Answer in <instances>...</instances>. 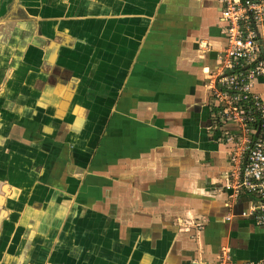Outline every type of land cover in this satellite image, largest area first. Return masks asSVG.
Listing matches in <instances>:
<instances>
[{"label":"crops","instance_id":"1","mask_svg":"<svg viewBox=\"0 0 264 264\" xmlns=\"http://www.w3.org/2000/svg\"><path fill=\"white\" fill-rule=\"evenodd\" d=\"M220 17L217 0H0V264L264 262L210 116Z\"/></svg>","mask_w":264,"mask_h":264},{"label":"built area","instance_id":"2","mask_svg":"<svg viewBox=\"0 0 264 264\" xmlns=\"http://www.w3.org/2000/svg\"><path fill=\"white\" fill-rule=\"evenodd\" d=\"M217 3L225 45L205 77L217 140L229 146L223 188L231 199L247 196L241 216L264 227V98L253 90L264 79V0ZM215 264H236L228 247Z\"/></svg>","mask_w":264,"mask_h":264}]
</instances>
